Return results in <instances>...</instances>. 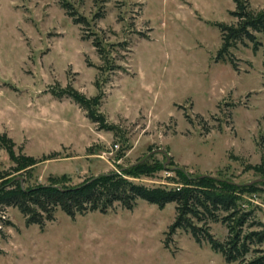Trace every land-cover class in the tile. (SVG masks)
Segmentation results:
<instances>
[{
    "label": "rangeland",
    "instance_id": "374dc122",
    "mask_svg": "<svg viewBox=\"0 0 264 264\" xmlns=\"http://www.w3.org/2000/svg\"><path fill=\"white\" fill-rule=\"evenodd\" d=\"M67 1L88 24L60 0H0V134L42 159L26 184L66 175L76 185L149 160L160 169L131 178L147 187H173L174 167L256 186L240 202L264 226L252 201L264 203V50L247 41L220 56L219 24L237 23L235 1ZM71 89L99 105L89 110ZM14 165L0 148V171ZM175 219V202L138 199L131 210L75 218L58 209L42 229L17 207L0 208V264H236L183 229L167 246ZM211 226L226 238L222 222Z\"/></svg>",
    "mask_w": 264,
    "mask_h": 264
},
{
    "label": "trees",
    "instance_id": "16d2710c",
    "mask_svg": "<svg viewBox=\"0 0 264 264\" xmlns=\"http://www.w3.org/2000/svg\"><path fill=\"white\" fill-rule=\"evenodd\" d=\"M234 1L236 9L231 14L238 19L237 23L219 24L224 41L220 56L229 54L237 43L247 41L252 44L254 51L261 47L264 50V44L257 35L264 34V9L252 10L248 0ZM60 2L75 23H89L86 16H76L69 1ZM97 16H101V13H97ZM93 44L102 53L100 40H94ZM233 64L237 66L235 61ZM68 94L89 110L92 104L100 103L99 97L90 99L77 90L71 89ZM90 116L96 122L104 119L100 114L90 113ZM104 126L113 128L110 125ZM15 147L12 137L0 134V148L6 149L15 163L12 171H0V208L17 207L25 216L27 224H38L44 229L47 222L56 220L58 209L75 218L94 211L107 213L116 206L131 210L137 205L138 199H145L161 208L169 202H175L176 219L167 233V246L172 235L183 229L197 243H209L228 262L264 264V226L254 217L253 209L242 207L240 202L241 193L256 190L254 185H243L210 174H194L183 167H174L175 176L167 177L173 180V187H147L131 178L152 174L160 169L158 163L153 164L149 160L138 162L123 171L89 177L76 185L65 183L66 175L51 178L49 183L28 185L26 175L42 159L16 153ZM15 172L21 175H16ZM212 222H222L227 227L226 238L216 237L212 232Z\"/></svg>",
    "mask_w": 264,
    "mask_h": 264
},
{
    "label": "built area",
    "instance_id": "2783aa9c",
    "mask_svg": "<svg viewBox=\"0 0 264 264\" xmlns=\"http://www.w3.org/2000/svg\"><path fill=\"white\" fill-rule=\"evenodd\" d=\"M252 201H253L254 204H256L258 206H261L264 209V203L261 202V201H259V197H256V198L252 199ZM242 207L248 209L249 208V205H247V204L244 203L242 205ZM263 223H264V220H263Z\"/></svg>",
    "mask_w": 264,
    "mask_h": 264
}]
</instances>
